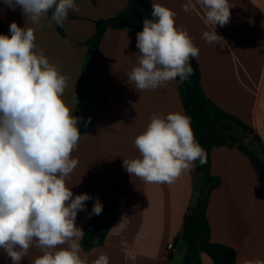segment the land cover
Returning <instances> with one entry per match:
<instances>
[{"label":"crops","instance_id":"crops-1","mask_svg":"<svg viewBox=\"0 0 264 264\" xmlns=\"http://www.w3.org/2000/svg\"><path fill=\"white\" fill-rule=\"evenodd\" d=\"M151 2L174 11L176 26L186 29L199 48L198 57L193 58L206 97L247 124L264 149V0H229L230 21L215 29L227 45L203 38L212 26L204 23L205 10L196 0H191L189 11L183 7L189 0ZM75 3L78 10L69 11L61 27L50 25L51 11L36 26L26 22L19 7L12 10L0 0V21L3 35H11L13 21L20 27H34L37 51L43 49L50 63L68 77L63 99L72 115L78 111L81 137L72 153L78 164L66 185L73 196L87 193L91 197L85 202L86 211L78 212L76 226L85 232L95 216L92 208L97 199L101 204L111 199L119 202L105 242L91 251L81 248L80 255L88 264L101 253L109 257V264H132L121 248L124 240L137 253L135 264H180L184 223L196 196L195 168L171 184H158L131 177L123 167V159L139 157L135 138L154 115L186 114L178 78L156 90L136 89L127 76L138 64L137 31L109 29L101 39L94 80L86 92L82 70L95 22L124 11L128 0ZM211 172L221 179L209 197L211 241L229 246L237 264L264 260V183L251 160L237 146L216 147L211 153ZM169 244L175 251H168ZM41 254L33 246L20 264H32ZM0 264H12L2 249ZM201 264L214 263L202 253Z\"/></svg>","mask_w":264,"mask_h":264},{"label":"clouds","instance_id":"clouds-1","mask_svg":"<svg viewBox=\"0 0 264 264\" xmlns=\"http://www.w3.org/2000/svg\"><path fill=\"white\" fill-rule=\"evenodd\" d=\"M205 10L204 23L212 26L203 38L227 45L217 34L230 21L229 0H196ZM19 7L26 22L39 26L51 11L50 25L63 26L75 0H3ZM189 11L191 0L184 6ZM152 17L144 19L136 34L138 64L127 80L135 88L156 90L179 78L187 81L193 69L190 58L198 57L186 29L176 26V13L152 4ZM11 35L0 34V249L12 264L20 262L34 246L42 253L32 264H88L79 241L84 231L76 226L79 211H86L87 194L73 196L66 178L78 160L72 158L81 133L79 117L63 99L68 77L50 63L43 49L37 51L35 28L9 26ZM139 157L123 159V167L145 183H173L195 162L206 163V153L195 139L190 118L182 112L154 115L146 130L135 138ZM97 199L92 214L100 215ZM67 245L66 247H61ZM126 260L135 264L137 253L122 240ZM92 264H109L99 254ZM247 264H264L255 259Z\"/></svg>","mask_w":264,"mask_h":264},{"label":"trees","instance_id":"trees-1","mask_svg":"<svg viewBox=\"0 0 264 264\" xmlns=\"http://www.w3.org/2000/svg\"><path fill=\"white\" fill-rule=\"evenodd\" d=\"M151 0H128L127 8L108 19L95 22L96 32L87 40L86 63L82 70L85 91L88 92L96 70V57L102 37L109 29H128L140 32L144 19L152 17ZM0 34H3V23L0 21ZM193 72L183 83L179 81L180 97L185 112L191 121V128L197 142L206 153V163L195 162L194 191L195 200L185 219L181 241L187 250L182 264H201V254H207L214 264H237L233 250L226 245L213 243L210 239V225L207 217L211 192L221 185V179L211 172V153L214 148L237 146L251 160L256 172L264 183V149L259 138L253 136V130L237 117L223 111L203 91L201 72L194 58H190ZM81 103H79V106ZM74 116L79 117L78 111ZM78 125V124H77ZM252 136L262 151L259 156L246 139ZM117 199L105 201L103 211L95 215L88 224L81 239V248L91 251L101 246L108 234V224L118 206Z\"/></svg>","mask_w":264,"mask_h":264},{"label":"rangeland","instance_id":"rangeland-1","mask_svg":"<svg viewBox=\"0 0 264 264\" xmlns=\"http://www.w3.org/2000/svg\"><path fill=\"white\" fill-rule=\"evenodd\" d=\"M249 138H250V137H249ZM249 138H248V139H249ZM248 139L246 140L247 142H248ZM255 142H256V141H254V139L251 138V142L249 141L248 144L251 146V148H254V149H255V151L258 153L259 156L262 157V156H263L262 151H261L260 148L256 145ZM254 146H255V147H254ZM181 244H182V248H181V250H180V258H181V260H180V264H182V261H183L184 255H185L186 250H187L186 244H185L184 242H182Z\"/></svg>","mask_w":264,"mask_h":264},{"label":"built area","instance_id":"built-area-1","mask_svg":"<svg viewBox=\"0 0 264 264\" xmlns=\"http://www.w3.org/2000/svg\"><path fill=\"white\" fill-rule=\"evenodd\" d=\"M188 215H189V211L187 212V216H188ZM168 251H170V252L175 251V248H174L173 244H169V245H168Z\"/></svg>","mask_w":264,"mask_h":264}]
</instances>
